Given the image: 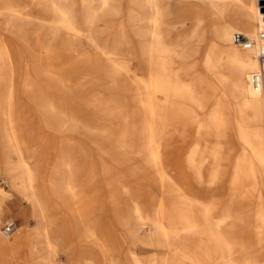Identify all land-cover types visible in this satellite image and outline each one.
Wrapping results in <instances>:
<instances>
[{
  "label": "bare ground",
  "instance_id": "6f19581e",
  "mask_svg": "<svg viewBox=\"0 0 264 264\" xmlns=\"http://www.w3.org/2000/svg\"><path fill=\"white\" fill-rule=\"evenodd\" d=\"M80 2L0 0L2 25L22 29L34 22L35 33L50 26L52 40L64 34L55 48L69 58L44 87L32 74L45 71L23 63L25 49L0 32V124L7 152L16 156L14 162L8 157L4 178L30 204L36 220L31 227H18L12 237L0 231V251L16 255L26 245L25 255L35 264H54L53 240L59 234L70 264H118L117 257L121 264H264V12L258 0H250L229 19L218 11L219 22L209 33L212 40L205 41L202 51L205 75L189 80L174 66L173 56L181 57V47L185 57L187 45L202 41L206 16L199 6L182 16L191 20L188 34L168 40L162 1L128 0V21L138 37L134 68L130 54L121 49L126 41L123 21L107 40L95 35L108 30L109 17H122L116 0ZM236 33L242 42H234ZM82 39L91 51L76 45ZM54 46L50 43L45 52ZM40 56L45 54L32 58ZM47 66L58 63L46 61ZM260 70L262 89L256 90L250 75ZM20 73L25 77L19 86ZM106 77L110 85L103 83ZM99 82L100 88L93 89ZM227 94L237 100L236 111ZM212 98L216 103L191 133L177 127L175 100L203 105ZM36 121L53 133L85 126L87 142L63 139L48 187L28 156L33 141L27 126ZM172 138L187 150L166 164L163 150L170 148ZM91 144L107 158L101 169L104 199L94 186ZM83 159L86 180L78 192L75 177ZM128 178L139 184L137 191ZM57 195L63 200H53ZM4 199L0 194V210ZM114 228H122L124 237H112ZM38 239L49 245L46 255L39 253Z\"/></svg>",
  "mask_w": 264,
  "mask_h": 264
},
{
  "label": "rangeland",
  "instance_id": "374dc122",
  "mask_svg": "<svg viewBox=\"0 0 264 264\" xmlns=\"http://www.w3.org/2000/svg\"><path fill=\"white\" fill-rule=\"evenodd\" d=\"M72 1L73 2L75 1L76 6H79L81 3L80 2L81 0H72ZM161 1H162V7L164 8L165 13H166L165 23H166V30H167L166 33L168 35V36L166 35V38L168 40H173L176 38V36L179 37L180 39H183L188 34V26H189L188 24H189L190 19L188 21L184 20V17L182 16L186 12H191L195 6H199L203 10L206 16V26H205L206 32L204 33V36L202 37L203 38L202 41L187 45L186 49L188 50V52H187V55H185V57H184V54H181L182 53L181 47L177 49V52H179L177 53V55H181V57L179 58V56H176V55L173 56L174 66L181 67V69L183 70L181 74L182 77L188 80L195 75H197L199 78L205 75V71L203 70L201 66L202 60H203L202 51L208 44L206 42H211L212 40V35L209 33H211L212 27L219 22L218 11L223 10V13H222L223 19H229L232 16L233 12L242 10L243 6L248 5L250 2V0H242L243 4L242 3L237 4V3L228 2L225 0H209V1L207 0H161ZM127 5H128V0H116L115 2L116 10L122 13V17L121 16L120 17L119 16L109 17L108 22H107L108 26L106 25L108 27V30L107 31L99 30L96 32L95 35L99 40H102V41L107 40L110 37V34H112V32L115 29H117V27H119L118 26L119 22L123 21L124 22V36H125L124 38L126 41L124 42V44L121 45V49L125 53H128V55L130 54L129 56L132 59V67L136 68L138 67V61H139V57L137 54L138 52L136 48L137 43H138V37L136 36V34L134 33V30L132 29L131 22L128 21ZM258 5H259V11L264 12V8H263L264 0H258ZM37 12L43 13V11L41 10ZM9 26L2 25V23L0 22L1 34H4V35L6 34L9 42H11L13 45H16V46L22 45V48L25 49L24 51L25 55L21 57V61L27 64L29 68H32L33 66L36 65L37 68L39 67L40 69H43L45 72L41 73L42 76L41 74L39 75H36L34 73L32 74L33 80L35 79L34 81H36L40 85L43 84L44 87H48L49 85L48 76H51L52 74L56 75L58 73H61L62 69L69 64V58H67L64 54L62 55L61 53H58L56 49L59 46L61 40L63 39L64 34L63 36L61 35V39L60 40L58 39L59 40L58 41V40H52L53 30L50 26H47V25L39 28V30H36V33L34 30L36 29L37 25L34 22L29 23V25L27 24L25 27H22V29L18 28L15 25H9ZM99 27L101 29L103 28V26H99ZM23 29L26 31H24ZM260 31L264 32V29L261 28ZM26 37L28 41L26 40ZM33 40L35 41L36 44H34ZM50 43H53V45H55L52 48L53 50L51 49L50 51L45 52L44 48L48 47ZM76 45L78 46L81 45V49L84 51H88V52L91 51V48L85 39H82L80 42L76 43ZM37 53L38 55L42 53L45 54V57H44L45 59L41 56L38 57L37 59L32 58ZM46 61L57 62L58 66H55L54 68L49 69L48 66L46 67ZM24 77L25 75L22 73L18 75V78H19L18 85L19 86ZM103 83L110 85L111 81L108 77H106V80H104ZM94 85H93V89L98 90V88H100L102 83L99 82L98 84H94ZM219 88L221 87L219 86ZM227 97L231 99V104L234 107V111H236L235 107L237 106V100L233 101L231 98L232 96L230 94H227ZM63 98L67 99L69 97L66 96ZM158 101H159L158 103H160L162 100L159 99ZM175 103L179 106H176ZM215 103L216 102L214 98L207 100L203 105L197 104L195 100H187V101L184 99L175 100L173 103L175 105V109H174L175 111L173 112L174 118H176L175 124L177 125V127L181 126V128L184 129L186 133H191L192 132L191 130L195 128V126L201 121V119H204L207 116L208 111L214 106ZM191 105H193L194 107L192 108ZM187 109L188 110L190 109V110L187 111ZM183 116L185 117L183 118ZM186 116L188 118H186ZM54 122L55 124H58L57 121H54ZM34 123L35 122H30V124L27 126L29 135L31 136V139L33 141L30 154L28 155L29 161L31 165L39 173L40 178L42 177L41 181L42 182L47 181L45 182V185L47 184L46 186L48 187V183H50V178H51V170L55 168L54 159L56 157L57 150L62 145L65 144L63 142L64 141L63 139L66 137L72 136L74 140H78L81 142H87V139L82 134V131L83 129H85V126L82 123L81 127L83 126V128H81L80 131H76V132H72V131L69 132L68 130H64V131H59L57 133H53V132H47L46 131L47 129H45V127L42 126L37 121L35 124ZM49 123L53 124V122L50 120H49ZM178 145L180 146L181 144H179L175 138H172V140L170 141V148L168 147L163 150L166 164L172 163L173 157L186 152L187 147L185 145H181L180 147ZM98 147L99 146H95L91 144V146L89 147L88 157H89V160H92L94 164L96 165V179H95L94 186L97 189H99L100 192H103L100 195L102 199H104L106 192H105V187L103 183V174H102L101 169H102L103 164L107 162V158L103 154H98V150H99ZM242 149H243V146L241 144H238V150L242 151ZM8 157L10 158L12 162L16 161V156L12 153L8 154L7 152V149L5 147V139L3 135V130L0 124V186L4 189V191H0V194L5 196L3 207L0 210V231H3V226L6 221H14L16 225V229L11 234L10 237H12V235L17 232L18 227L20 226H22L23 228H26L29 226L31 227L35 224L36 220L32 216V209H31L30 204L26 202L25 200H23L22 198H20L16 193H14L11 190L8 182L6 181V178H4L5 177L4 166L9 160ZM170 160L171 162H169ZM86 171H87L86 161L83 159V161L81 162V167L77 171V175L75 177L78 192H80L84 186V182L86 180ZM60 177H61V174L59 176V179ZM129 180H132V179H129ZM55 184L56 183L53 184V189L57 194L58 187H56ZM130 185L136 191L139 189V184L135 182L134 180L131 181ZM117 196L119 198L121 197L119 191L117 192ZM53 200H56L58 202L59 200H63V199L60 196L58 197L54 196ZM234 227L237 229L238 224L235 223ZM111 235L112 237L118 236L120 237L119 239H121L124 237V230L122 228H114ZM53 245L55 246V249H56V259L54 261V264H70L68 258L66 257L67 254L65 253V250H64L65 244L59 234L55 235L54 240H53ZM37 249L39 250V253L41 255H46L50 251L49 245L45 241H43V239H38ZM27 252H28V248L26 245H23L22 248L20 249V252H17L16 255H10L9 253L0 251V264H35L34 261H31L25 255V253ZM117 260H118V264H121L122 262L121 258L117 257Z\"/></svg>",
  "mask_w": 264,
  "mask_h": 264
},
{
  "label": "built area",
  "instance_id": "2783aa9c",
  "mask_svg": "<svg viewBox=\"0 0 264 264\" xmlns=\"http://www.w3.org/2000/svg\"><path fill=\"white\" fill-rule=\"evenodd\" d=\"M261 37H264V33H261ZM233 40L235 43L242 42L243 38L240 34L236 33L233 36ZM261 60H263L262 65L264 64V52L260 56ZM250 83L252 87L256 90L262 89V71L254 72L250 75ZM16 229V225L14 221H6L3 226V232L6 235H11Z\"/></svg>",
  "mask_w": 264,
  "mask_h": 264
}]
</instances>
